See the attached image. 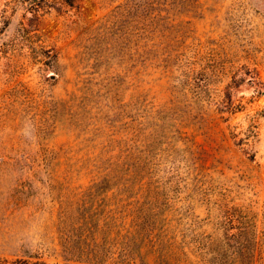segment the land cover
<instances>
[{"label":"rangeland","instance_id":"374dc122","mask_svg":"<svg viewBox=\"0 0 264 264\" xmlns=\"http://www.w3.org/2000/svg\"><path fill=\"white\" fill-rule=\"evenodd\" d=\"M144 222L264 264V0H0V264H160Z\"/></svg>","mask_w":264,"mask_h":264},{"label":"trees","instance_id":"16d2710c","mask_svg":"<svg viewBox=\"0 0 264 264\" xmlns=\"http://www.w3.org/2000/svg\"><path fill=\"white\" fill-rule=\"evenodd\" d=\"M69 3V0H63ZM145 224V222H144ZM222 229L224 230V240L229 239L228 222H222ZM147 245L151 252L156 256L160 264H190L187 258L186 244L184 242L185 235H182L181 241L176 242L173 236L169 235V232L160 226L157 222H147L144 227H141ZM197 245L193 247L196 252L198 261L201 264H219L223 253L222 242L216 243L208 236L199 235L192 238ZM206 255H210L212 258L207 259ZM14 264H43L39 262L30 263L27 260L17 259Z\"/></svg>","mask_w":264,"mask_h":264}]
</instances>
